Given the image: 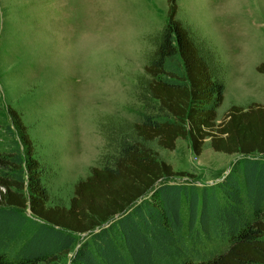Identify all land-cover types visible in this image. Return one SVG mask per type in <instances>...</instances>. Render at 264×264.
<instances>
[{
    "label": "trees",
    "instance_id": "16d2710c",
    "mask_svg": "<svg viewBox=\"0 0 264 264\" xmlns=\"http://www.w3.org/2000/svg\"><path fill=\"white\" fill-rule=\"evenodd\" d=\"M167 4L144 66L145 110L113 160L74 183L68 206L49 204L27 127L6 107L20 143L0 150V264L52 263L83 233L70 264H264V105H231L215 121L223 82L175 17V0ZM256 69L264 73V61ZM205 138L213 151L239 157L201 188L166 181L193 174L147 146L173 150L184 139L200 155Z\"/></svg>",
    "mask_w": 264,
    "mask_h": 264
},
{
    "label": "rangeland",
    "instance_id": "374dc122",
    "mask_svg": "<svg viewBox=\"0 0 264 264\" xmlns=\"http://www.w3.org/2000/svg\"><path fill=\"white\" fill-rule=\"evenodd\" d=\"M175 2V17L223 82L215 121L231 105H264V73L256 69L264 61V0ZM167 10V0H0V150L20 143L5 113L11 106L44 166L50 205L68 206L74 183L111 162L131 135L145 110L144 66ZM147 146L173 170L193 174L166 181L198 188L222 180L239 157L213 151L209 138L200 155L184 139L173 150ZM87 237L76 234L68 253L37 264H70Z\"/></svg>",
    "mask_w": 264,
    "mask_h": 264
},
{
    "label": "bare ground",
    "instance_id": "6f19581e",
    "mask_svg": "<svg viewBox=\"0 0 264 264\" xmlns=\"http://www.w3.org/2000/svg\"><path fill=\"white\" fill-rule=\"evenodd\" d=\"M224 104H226V102Z\"/></svg>",
    "mask_w": 264,
    "mask_h": 264
},
{
    "label": "crops",
    "instance_id": "0c3cea01",
    "mask_svg": "<svg viewBox=\"0 0 264 264\" xmlns=\"http://www.w3.org/2000/svg\"><path fill=\"white\" fill-rule=\"evenodd\" d=\"M177 140H179V139H177Z\"/></svg>",
    "mask_w": 264,
    "mask_h": 264
}]
</instances>
